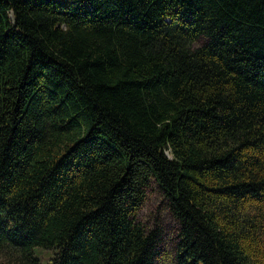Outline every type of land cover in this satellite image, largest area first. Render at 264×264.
Masks as SVG:
<instances>
[{"label":"trees","instance_id":"16d2710c","mask_svg":"<svg viewBox=\"0 0 264 264\" xmlns=\"http://www.w3.org/2000/svg\"><path fill=\"white\" fill-rule=\"evenodd\" d=\"M153 181L173 264H264V0H0V264H158Z\"/></svg>","mask_w":264,"mask_h":264},{"label":"rangeland","instance_id":"374dc122","mask_svg":"<svg viewBox=\"0 0 264 264\" xmlns=\"http://www.w3.org/2000/svg\"><path fill=\"white\" fill-rule=\"evenodd\" d=\"M202 41L204 39L198 40L196 44ZM137 218L148 230L156 227L157 224L161 226L162 243L158 264H173L174 247L180 224L168 206V200L163 189L156 181H153L148 188L147 198L139 210ZM34 250L43 264H53L58 247L37 245Z\"/></svg>","mask_w":264,"mask_h":264}]
</instances>
